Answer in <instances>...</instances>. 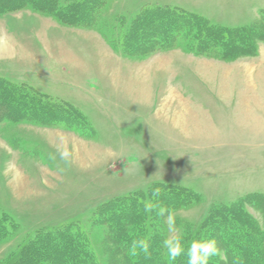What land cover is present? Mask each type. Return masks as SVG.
Listing matches in <instances>:
<instances>
[{"label": "rangeland", "instance_id": "374dc122", "mask_svg": "<svg viewBox=\"0 0 264 264\" xmlns=\"http://www.w3.org/2000/svg\"><path fill=\"white\" fill-rule=\"evenodd\" d=\"M145 7L180 9L244 31L234 41L247 50L231 59L195 55L179 37L170 49L126 57L110 42ZM0 42L12 50L0 53L1 78L73 105L87 122L84 129L0 123V215L15 225L0 241V264L35 232L69 224L86 235L98 264H125L111 252L106 226L92 225L94 210L158 183L197 196L172 212L181 240L212 208L242 199L264 230V0H105L88 29L27 6L0 15ZM179 52L182 76L172 83L182 77V108L176 94L168 96L171 72L179 69L168 61ZM155 225L168 238L164 218Z\"/></svg>", "mask_w": 264, "mask_h": 264}, {"label": "trees", "instance_id": "16d2710c", "mask_svg": "<svg viewBox=\"0 0 264 264\" xmlns=\"http://www.w3.org/2000/svg\"><path fill=\"white\" fill-rule=\"evenodd\" d=\"M104 3L105 0H68L66 3L61 0H0V15L29 6L34 12L51 16L61 25L88 29L96 23ZM159 26L163 28L160 30ZM243 32L213 25L199 15L180 9L145 7L131 19L120 38L114 40L116 43L111 41L110 44L126 57L140 58L172 48L181 37L195 55L216 53L218 57L231 59L247 50L241 45L243 42L234 41V35L244 36ZM142 37L144 39L141 40ZM4 121L29 122L39 126L63 124L79 129L87 126L86 120L73 105L52 99L26 84H11L0 77V123ZM155 188L162 191L158 199L152 197ZM196 198V194L180 186L153 184L145 191H135L98 205L91 223L106 226V240L111 252L122 258L125 264H183V261L188 264L186 254L175 262L163 255V236L155 225L158 216L146 213L144 206L151 199L173 212L192 204ZM252 200L259 201L256 198ZM245 203L247 200L242 199L212 208L197 229L182 238V243L187 247L194 240L215 239L227 260L213 258L209 264H264V230L245 210ZM9 218L0 215V241L15 226ZM136 238L149 240L150 256L131 254L129 248ZM40 252L46 256L37 263L35 258ZM4 264L98 262L86 235L69 224L35 232Z\"/></svg>", "mask_w": 264, "mask_h": 264}, {"label": "clouds", "instance_id": "9594fccd", "mask_svg": "<svg viewBox=\"0 0 264 264\" xmlns=\"http://www.w3.org/2000/svg\"><path fill=\"white\" fill-rule=\"evenodd\" d=\"M162 196L160 188H155L152 192V197L158 199ZM144 210L146 213H154L156 216L164 218V223L167 225L169 236L162 241L163 255L169 261H177L181 256L187 255L188 264H209L213 258L227 260L226 254L217 246L215 239L204 241H192L187 247L182 243L179 235H177V226L175 215L166 207H163L158 202L149 200ZM131 254L135 256H150V242L144 238L133 239L129 248Z\"/></svg>", "mask_w": 264, "mask_h": 264}, {"label": "crops", "instance_id": "0c3cea01", "mask_svg": "<svg viewBox=\"0 0 264 264\" xmlns=\"http://www.w3.org/2000/svg\"><path fill=\"white\" fill-rule=\"evenodd\" d=\"M98 44V43H97ZM103 46L101 47L104 51L105 50H107L106 49V46H104V43L102 44ZM105 49H104V48ZM174 55V54H173ZM166 57V56H165ZM168 57H170V55L168 56ZM110 58H111V56H110ZM191 59V58H190ZM115 61H117V62H119L121 59H114ZM192 60V59H191ZM198 61H201V60H198ZM163 62V61H162ZM168 63H169V65L170 64H173V65H170L169 66V68H171V67H173V66H176V65H174V64H177V68H179L177 71L178 72H175V70H172V72L171 73H173V77L174 78H171L170 79V81H168V82H170L169 83V85H170V89H168V96H172L173 94H176L177 96H178V98L179 99H177L179 102H178V106L179 107H181L182 108V102H181V100H182V77L181 78H179L180 79V82L179 83H177V84H174V83H172V81L174 80V79H176V78H178V76H182V52H179V54L177 55V56H173V58H171V61H168ZM214 64V63H213ZM215 65V64H214ZM213 65V66H214ZM57 67V69L59 70H61V67L59 66V65H57L56 66ZM164 68V63L162 64V67H161V69H163ZM57 70V71H58ZM59 70V71H60ZM174 71V72H173ZM87 73V72H86ZM176 73H179V74H176ZM101 74H105V73H94V78H99V77H101ZM110 74L111 73H108V75H107V77H110ZM89 76H90V74H89ZM176 77V78H175ZM21 83V82H20ZM154 83L152 84V86H150L149 87V91L151 92L150 94L151 95H153L154 96ZM136 89V90H135ZM134 90H133V95L134 94H137L139 91H137V89H139V88H135ZM141 90L143 89L142 87L140 88ZM144 90V89H143ZM169 90H171V94H169ZM48 95V94H47ZM48 96H50V95H48ZM52 97V96H51ZM169 97H166L165 98V100H167ZM100 102L102 103V104H105L106 103V101H107V99L105 98V97H101L100 96ZM181 99V100H180Z\"/></svg>", "mask_w": 264, "mask_h": 264}, {"label": "bare ground", "instance_id": "6f19581e", "mask_svg": "<svg viewBox=\"0 0 264 264\" xmlns=\"http://www.w3.org/2000/svg\"><path fill=\"white\" fill-rule=\"evenodd\" d=\"M10 48L6 43L0 42V53L9 55L12 52Z\"/></svg>", "mask_w": 264, "mask_h": 264}]
</instances>
